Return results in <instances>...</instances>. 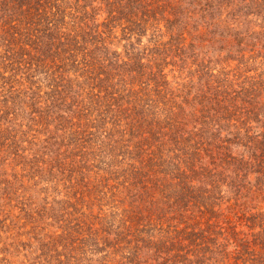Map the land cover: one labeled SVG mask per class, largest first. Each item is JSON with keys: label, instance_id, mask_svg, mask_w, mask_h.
<instances>
[{"label": "trees", "instance_id": "1", "mask_svg": "<svg viewBox=\"0 0 264 264\" xmlns=\"http://www.w3.org/2000/svg\"><path fill=\"white\" fill-rule=\"evenodd\" d=\"M181 1L0 0V36L18 25L25 33L15 34L27 35L40 56L44 44L54 54L44 58L78 73L89 92L98 89L100 109L117 122L100 150L106 179L99 183L100 200L108 196L113 203L106 204L116 209L96 216L98 227L91 221L82 237L83 224L70 222L62 237L71 235L73 254L81 255L74 251L101 235L103 247L95 250L122 252L118 264H215L219 257L222 264H264V0H191L185 7ZM231 4L246 15L235 19L262 22L259 31H234L223 40L243 66L249 52L258 53L247 62L263 56V70L250 77L243 70L231 79L193 51L208 34L190 29L193 5L209 23ZM100 8L108 12L104 30L96 24ZM116 27L138 46L147 36L156 44L169 38L155 44L150 57L143 56L148 47L141 51L136 44L121 57L112 49ZM82 63L87 68L80 75ZM77 78H68L71 91H77ZM244 217H260L259 229L245 224L248 232L242 230Z\"/></svg>", "mask_w": 264, "mask_h": 264}, {"label": "rangeland", "instance_id": "2", "mask_svg": "<svg viewBox=\"0 0 264 264\" xmlns=\"http://www.w3.org/2000/svg\"><path fill=\"white\" fill-rule=\"evenodd\" d=\"M189 1L182 0L181 7ZM104 8L95 11L96 24H100L98 30H104L101 23L108 15ZM198 9L194 5L190 9V29L196 26L199 31L208 33L196 41L193 51L200 54L199 60L210 61L211 67L217 66L219 71H228L231 79L243 70L248 77L263 70L260 67L263 56L247 62L258 52H249L245 58L246 66H243L234 59L235 48H229L223 41L227 35L234 36L236 31L246 34L261 30V19L255 20L252 16L235 19L233 15H246L243 11L236 12V5L231 4L229 9L208 23V18L201 19L205 16L202 17ZM93 21L89 23L95 26ZM225 24L230 26L229 30L225 29ZM17 27L4 30L10 32L8 37L0 36V264H118L122 252L113 248H104L102 253L95 250L103 247L101 235L97 241L88 240L82 244L85 250L78 248L74 251L83 252L81 255L73 254L76 245L71 244V235L62 237L70 222L83 224L84 232L76 234L82 237L85 232L87 234V225L91 221L98 227L96 216L104 218L116 209L114 204H106L107 201L113 203L108 196H104V202L100 200L99 186L106 179L100 170V164H103L100 150L111 142L110 138L117 130L115 117L100 109L98 89L89 92L84 80L80 76L77 78L78 73L70 69L63 72L58 68V60H46L47 54H54L44 44L41 45L44 55L40 56L35 44L26 43L27 35L19 38L15 34L25 33L17 31ZM33 30L30 28L29 32ZM115 30L112 49H117L121 57L131 54L133 47L130 45L136 44V38H125L121 27ZM150 37H144L141 46L134 45L141 51L148 47L143 56L150 57L148 53L155 47V42H149ZM42 38L45 40L46 34ZM168 38L158 39L157 44H163ZM204 42L206 47H203ZM143 61L146 62L145 58ZM79 67H83L79 70L81 75L87 67L84 63ZM175 70L179 74V70ZM183 75H187V69ZM69 77L77 78V91L69 89ZM169 79L175 80L172 75ZM179 80L182 79H177L180 83ZM262 209L261 217L264 218ZM87 217L89 219L85 220ZM259 219L242 218V230L248 232L246 225L259 229ZM227 251H233V247L229 246ZM220 260L221 257L217 258L215 264H222ZM239 262L242 264V259ZM248 263L260 264L258 261Z\"/></svg>", "mask_w": 264, "mask_h": 264}]
</instances>
